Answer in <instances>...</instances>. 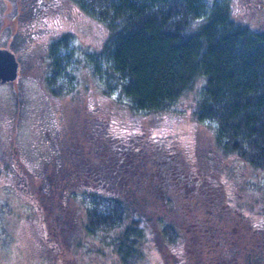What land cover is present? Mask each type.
Listing matches in <instances>:
<instances>
[{"label":"trees","instance_id":"trees-1","mask_svg":"<svg viewBox=\"0 0 264 264\" xmlns=\"http://www.w3.org/2000/svg\"><path fill=\"white\" fill-rule=\"evenodd\" d=\"M75 2L108 30L84 58L103 77L105 92L118 88L119 100L134 110L160 112L202 79L193 114L215 126L216 141L207 146L199 133L185 145L157 139L144 127L117 135L102 107L75 108L61 116L60 132L53 130L47 151L33 160L44 216L70 239L76 232L118 230L125 264L143 254L144 239L165 253L171 244L181 248L176 264H202L203 252L209 262H221L235 218L241 219L234 224L257 227L230 204L223 159L235 155L264 170V26L236 16L230 0ZM45 3L36 0L30 11L48 12ZM240 3L255 14L264 9V0ZM61 33L46 46L47 84L56 94L64 92L58 76L66 77L63 64L75 52L72 34Z\"/></svg>","mask_w":264,"mask_h":264},{"label":"rangeland","instance_id":"rangeland-1","mask_svg":"<svg viewBox=\"0 0 264 264\" xmlns=\"http://www.w3.org/2000/svg\"><path fill=\"white\" fill-rule=\"evenodd\" d=\"M43 1V6L51 7L47 14L30 11L36 0H0V47L9 48L21 60L18 77L0 81V264H125L117 251L118 230L76 232L71 239L57 232V227L52 230L54 222L51 218L48 223V215L44 216L38 200L41 186L39 176L34 174L39 170L33 160L47 151L53 130L55 134L60 132L61 116L72 114L75 108L95 105L99 110L105 109L110 131L117 135L144 127L153 137L165 141L192 144L201 133V141L207 146L209 142L215 144V126L207 121L199 123L193 114L194 101L199 98L204 81L199 80L169 109L136 111L126 98L119 100L118 88L105 92L103 77L94 73L84 59L87 50L98 47L108 30L92 20L75 0ZM230 1L236 16L246 17L254 27L263 28L264 9L255 14L252 6L247 10L241 7L240 0ZM61 32L72 34L69 40L74 43L75 52L63 64L66 77L58 76L64 92L56 94L47 84L50 61L46 46L54 37L59 39ZM223 161L230 173L225 189L230 204L237 207L238 213L244 211L257 227L250 228L241 221L234 224L241 219L235 218L230 225L233 236L224 245L227 252L221 262L212 254L209 262L210 253L203 252L201 263L264 264V238L260 231L264 229V170L235 155H228ZM33 166L37 168L34 173ZM46 167L48 174L54 171ZM80 239L81 246L77 244ZM213 245L212 242L208 246ZM166 251L144 239L143 254L128 264H176V259L183 256L181 248L176 251L174 244Z\"/></svg>","mask_w":264,"mask_h":264},{"label":"water","instance_id":"water-1","mask_svg":"<svg viewBox=\"0 0 264 264\" xmlns=\"http://www.w3.org/2000/svg\"><path fill=\"white\" fill-rule=\"evenodd\" d=\"M19 74V60L7 47H0V81H13Z\"/></svg>","mask_w":264,"mask_h":264},{"label":"flooded vegetation","instance_id":"flooded-vegetation-1","mask_svg":"<svg viewBox=\"0 0 264 264\" xmlns=\"http://www.w3.org/2000/svg\"><path fill=\"white\" fill-rule=\"evenodd\" d=\"M53 8H54V7H53ZM43 13H44V14H47L48 12H47V11H44ZM54 38H55V37H54Z\"/></svg>","mask_w":264,"mask_h":264}]
</instances>
